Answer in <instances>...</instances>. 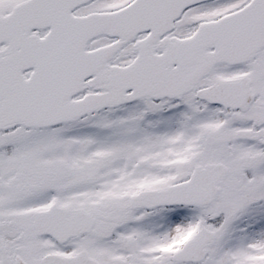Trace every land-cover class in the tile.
I'll return each instance as SVG.
<instances>
[{
  "label": "snow or ice",
  "instance_id": "6c2138e0",
  "mask_svg": "<svg viewBox=\"0 0 264 264\" xmlns=\"http://www.w3.org/2000/svg\"><path fill=\"white\" fill-rule=\"evenodd\" d=\"M0 264H264V0H0Z\"/></svg>",
  "mask_w": 264,
  "mask_h": 264
}]
</instances>
